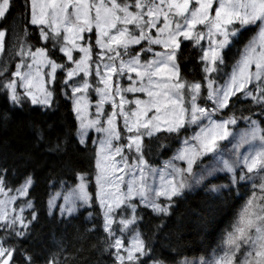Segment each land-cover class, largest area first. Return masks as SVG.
<instances>
[{"label":"snow or ice","instance_id":"1","mask_svg":"<svg viewBox=\"0 0 264 264\" xmlns=\"http://www.w3.org/2000/svg\"><path fill=\"white\" fill-rule=\"evenodd\" d=\"M33 29L43 46L29 43ZM245 31L252 34L249 42L232 71L225 72L222 50ZM9 35L13 43L8 50H15L12 54L20 57V63L12 74L17 79H6L0 88L13 107L30 100L46 111L54 110L58 86L59 93L72 101L79 121V144L87 147L90 129L102 134L92 140L99 145L95 191H89L88 174L74 171L75 180L64 203L55 205L49 199V216L55 218L53 210L57 209L61 224L70 223L81 209L89 220L99 217L104 233L100 251L114 258L112 264H166L140 228L145 210L160 218L170 216L175 199L193 184L207 181L208 192L236 188L239 194L242 181H253L252 188H259L261 194L253 191L246 201L228 234L223 255L212 261L201 258L199 264H264V0H0V53H5ZM205 39L207 48L200 43ZM184 41H191L202 53L203 84L181 76L179 57ZM136 45L138 49L132 47ZM156 46L163 50L156 51ZM74 52L82 55L76 58ZM93 65L97 84L103 87L95 89L100 99L95 118L89 119L84 94L92 87L86 77ZM45 68L49 71L44 72ZM7 71L4 64L0 76ZM113 77H126L130 83L127 87L114 85ZM125 93H144L147 99L129 101ZM105 103H111L110 114L104 111ZM132 103L134 110H125ZM244 103L249 107L243 111L234 107ZM244 111L250 114L245 116ZM117 117L123 118L122 127L118 128ZM238 121L245 123L246 131L233 144L231 127ZM190 129L198 130L189 135ZM164 139L178 146L157 167L146 159L145 142H156L159 151L172 148L161 142ZM224 141L232 147L227 149ZM243 143L255 147L241 153ZM53 150H62L59 138ZM205 157L209 158L207 164L203 163ZM8 171L0 167V264H17L18 254L22 264H36L32 254L19 246L32 237V226L39 221L29 195L33 179L29 175L12 188L6 181ZM218 173H224L228 183H212L210 178H218ZM251 174L259 176V183ZM21 197L24 199L17 205ZM96 230L94 222L88 231ZM243 245L248 248L241 252ZM44 264L58 262L52 257ZM179 264L197 262L185 258Z\"/></svg>","mask_w":264,"mask_h":264},{"label":"trees","instance_id":"2","mask_svg":"<svg viewBox=\"0 0 264 264\" xmlns=\"http://www.w3.org/2000/svg\"><path fill=\"white\" fill-rule=\"evenodd\" d=\"M33 32L35 34L31 35L29 43L35 47L43 46L44 42L39 40L38 32L35 29ZM251 35L249 31H245L237 41L223 50L222 55L227 65L225 72L232 71V65L239 60ZM11 38L10 35V44L13 43ZM135 48L138 49L139 46ZM201 55L198 49L192 47L191 41H184L179 57L183 79L204 83ZM57 57H63V54L57 53ZM14 58L16 60L8 65L7 73L0 76V84L6 79H13L16 62L20 60L19 56L14 55ZM4 64H7L6 60L0 57V67ZM59 75L61 73L58 70ZM91 81L93 82V77ZM18 91L23 95L21 90ZM57 91L56 107L46 111L39 105H33L30 100H25L22 107H13L7 94L0 88V167L9 169L6 181L12 188L19 187L25 177H32L33 185L29 195L39 214V221L31 229L32 237L19 246L32 254L36 264H44L46 259L52 257H55L58 264H112L114 258L100 251L104 233L99 228V217L95 221L89 220L87 212L81 209L75 218H71L70 223L61 224L59 212H54L55 218L48 215L50 197L61 192L62 187L73 186L74 171L88 174L91 179L89 191H95L96 146L92 143L93 135H90L86 148L79 144V124L72 110V101L59 93L58 86ZM234 107L243 111L249 105L236 104ZM240 111H237V116ZM255 111L259 112V108H255ZM243 114L247 116L250 113L244 111ZM238 124L245 125L243 121H238ZM119 127L122 124L119 123ZM195 130L190 129L188 134ZM57 138L62 145L60 152L53 150ZM161 142L171 144L172 148L159 151L156 142H145L146 159L155 166H161L178 146L171 139ZM211 182L221 184L228 183V180L224 174ZM253 191L255 189L248 183H241L239 194L236 188L221 189L220 192H208L205 186L186 189L182 197L175 199L170 216L160 218L150 210H145V219L140 228L146 237H150L156 254L166 264H179L185 258L208 259L222 251L228 234L233 231V226ZM23 199L20 198L17 204ZM28 211L26 210L25 215ZM94 222L97 230L89 232L88 229ZM157 225L162 226L157 228ZM22 259L18 254L17 264H22Z\"/></svg>","mask_w":264,"mask_h":264},{"label":"rangeland","instance_id":"3","mask_svg":"<svg viewBox=\"0 0 264 264\" xmlns=\"http://www.w3.org/2000/svg\"><path fill=\"white\" fill-rule=\"evenodd\" d=\"M69 11H71V9H70ZM197 27L200 28V27H202V26H197ZM153 31H155V30H153ZM255 38L258 40V35H257ZM217 39H221V38L218 37ZM11 41H13V37L11 38ZM200 43H201L202 45H204L205 48L208 47V41H207L206 39H205V40H201ZM8 45H10V46L8 47V49H10V48H11V45H12V42H11V44H8ZM6 46H7V45H6ZM136 46H138V45H136ZM132 47H135V46H132ZM8 49H6L7 54H9V53L12 54L13 51H9ZM155 50H156V51H162L163 49L160 48L159 46H156ZM257 50H259L258 45H257ZM222 51H223V50H222ZM243 51H244V50H243ZM242 53H243V52H242ZM0 55H1V53H0ZM81 55H82V54H81ZM240 58H241V57H240ZM15 60H16V58H14V55H13V56H12V55L8 56L7 59H6L7 65H9L11 62H14ZM18 63H20V61H19ZM28 63H31V61L29 60ZM94 68H95V66H94ZM24 70H25V69H22V71H24ZM253 70H254V66H253ZM43 71H44V72H47V71H49V69L45 68V69H43ZM94 72H95V70H94ZM80 76H83V73H81ZM89 76H90V75H89ZM89 76L86 77V79H88V81H89ZM132 76H133V79H136V77H135V73H132ZM16 79H17V78H16ZM97 81H98V77H97ZM89 83H90V81H89ZM113 83H114V85H115L116 83H119L121 87H127V86L129 85L130 81H128L126 77L123 78V79H120V80H118L116 77H113ZM90 84H91V83H90ZM98 86L101 87V88L103 87L102 84H99ZM46 87H47V83H46ZM249 87H252V85H249ZM89 90H90V89H89ZM89 90H88L87 93L84 94V95H86L87 100H88L87 115H88V118H89V119H94V118H95V115H96V104L99 102L100 97L97 95V93H96V91H95V96H94V98H93V96L90 95ZM124 95H125V98H126L127 100H129V101H133V102H134V100L137 99V98H139V99H141V100H145V99H147V96H146V94H144V93H135V94H133V93H125ZM116 99H117V101H118V100H119V97H117ZM130 108L134 110V108H135L134 103H132V104H126V105H125V110H128V109H130ZM104 111H105V113H108V114L111 113V111H112L111 103H105V104H104ZM150 115H151V114H150ZM119 121H121V123L123 124V118H122V117H117V126H118V124H119ZM78 123H79V121H78ZM102 123L104 124V126H106V117L102 118ZM197 130H198V129H196L195 131H197ZM231 131H232V132L234 133V135H235V141H233L232 143H233V144H236V143H238V142L240 141V137H241V136L244 134V132L246 131V126H242V127H237V126H235V128L231 127ZM91 132L93 133V140H97V139H99V138L102 137V134H101V133H97V132L95 131V129H90V130H89V133H91ZM230 139H232V138L230 137ZM225 142L227 143V141L222 142V144H223L224 146H225ZM115 143H116V142H114V144H115ZM95 146H96V152H97V151L99 150V145L96 144ZM231 147H232V144H229L228 147H226V148H227V149H230ZM252 147H255V145H250V144H248V143H243V144L240 145L239 151H240L241 153H247V152L250 150V148H252ZM228 157H229V153L226 151V152H225V158H228ZM116 159L118 160L119 157H117ZM203 163H204V164L209 163V158H208V157H205L204 160H203ZM177 164H178L179 166H181V167L186 166V165H184L183 163H181V162H179V161H177ZM197 168H199V167H194V171L199 172V171H200V168H199V169H197ZM195 169H197V170H195ZM223 175H224V173H218V174H217L218 178H219L220 176H223ZM251 175H254V176H255V182H256V183H259V176H256L255 174H251ZM261 175H264V173H261ZM210 179L212 180V178H210ZM206 183H207V181H205V184H206ZM224 183H226V182H221V184H224ZM241 183H248V184H251V185H252L253 181H247V182L242 181ZM205 184H201V185H195V184H193L192 187H191V189H194V188H198V189H199V188H202V187L205 186ZM191 189H190V190H191ZM222 189H227V188H222ZM255 191L257 192L258 195L261 194L259 188H256ZM11 194H15V193H10V195H11ZM69 194H70V191H67V192H65L63 195H61V194L58 193V194L52 195L50 198L52 199L53 204H55V205H60V204H63V203H64L63 197H64L65 195H69ZM57 197H59V198H57ZM21 198H22V197H21ZM0 199H3V197L0 196ZM248 199H249V198H248ZM16 203H17V202H16ZM48 203H49V202H48ZM261 203H264V201H262ZM17 205H18V204H17ZM243 208H244V207H243ZM242 210H243V209H242ZM53 211H54V212H59L57 209H54ZM241 212H242V211H241ZM240 214H241V213H240ZM239 217H240V216H239ZM125 243H126V244L128 243V240H127V239L125 240ZM225 247H226V242H225V246L223 247V249H224ZM247 248H248L247 245H243L242 248H241V252H244V250L247 249ZM223 249H222V251H220L219 253L215 254V255L212 257V259H210V260H208V261H212V260L215 259L217 256H219V255H223ZM248 250H251V249H248ZM253 255H254V253H253ZM237 257H238L239 259H243V256L241 255V253H237ZM188 260H190V261H191V260H195V261L197 262V264H199V261H200V259H188Z\"/></svg>","mask_w":264,"mask_h":264}]
</instances>
